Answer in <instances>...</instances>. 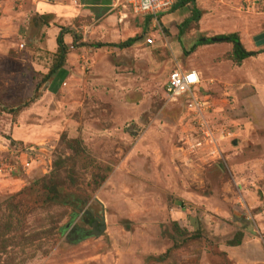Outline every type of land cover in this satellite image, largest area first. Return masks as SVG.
Instances as JSON below:
<instances>
[{
    "label": "rangeland",
    "instance_id": "374dc122",
    "mask_svg": "<svg viewBox=\"0 0 264 264\" xmlns=\"http://www.w3.org/2000/svg\"><path fill=\"white\" fill-rule=\"evenodd\" d=\"M246 1H200L183 35L192 5L140 17L138 36L156 24L157 44L119 49L97 48L105 19L90 0H51L72 7L60 20L35 8L43 0H0V264H264V0L250 13ZM52 25L78 42L58 86L45 80L59 55L48 52ZM234 31L259 54L238 63L224 42L186 52ZM195 67L202 94L170 95V74ZM194 97L237 133L219 160L192 150ZM25 151L31 173L10 178Z\"/></svg>",
    "mask_w": 264,
    "mask_h": 264
},
{
    "label": "crops",
    "instance_id": "0c3cea01",
    "mask_svg": "<svg viewBox=\"0 0 264 264\" xmlns=\"http://www.w3.org/2000/svg\"><path fill=\"white\" fill-rule=\"evenodd\" d=\"M90 1H91L90 4L86 5V8H88L86 11L90 12L93 16H98V17H102L103 19H105V22L103 23L102 30H101V34L104 35V39L100 36L99 37V43L97 45L103 44L104 45L103 47L111 46L113 48H119L120 44H123L130 39H136V42L131 46V47H133L141 39V37L144 40V44H146L147 46L152 47V46H155L157 44L158 40L156 38H154L155 39L154 45H148L146 43L147 37H150V36L154 37V36H152V32L154 30L156 31V29H157L156 24H154L150 28L151 32L150 33L147 32V34H145V36L143 38V36H138V34L140 32V28L136 27V29H135V27H133V22L136 23L137 20H138V22H137L138 26L142 25L144 23V19L143 18L140 19L141 16H137L133 20L131 19L128 22H126L125 20L128 18V12L127 11H130V10L124 9L122 6L115 7L113 5V0H90ZM200 1H203V0H197V7H198ZM35 8L38 11H40L41 14L51 15L53 17V19H55L57 17L56 15H58V17H59L58 20L64 18L68 14L70 15L73 12L72 7H70V6H66V7L61 6V5L52 6V5H50V3L48 4V3H44V2L41 3L38 8L37 7H35ZM116 9H121V11L116 12ZM112 12H116V13L112 14ZM186 16H188V15H186ZM177 19H179V18H177ZM178 28H179V26H178ZM105 29L107 31H112L110 33V36H108V37L106 36ZM212 29H214V28L212 27ZM61 30H62V28H59L56 25H52L51 28H49L50 37L48 39V52H52V53L57 52L58 53V49H57L58 45L56 42H57V38L60 35ZM202 31L205 32L204 29H202ZM235 32H238V31H234V33ZM161 35H162V33H161ZM74 36H75L74 33L65 35V42H66L67 46H69L71 48L73 47L72 45L74 43H75V45L77 44L76 46L78 47V42L74 41ZM204 38H209V37H204ZM204 38H201V39H204ZM201 39H198V41ZM159 41L164 43L163 40H159ZM257 41H260V40L258 39ZM241 42H243L242 39H241ZM260 43L261 42H257V44H256L257 49L261 48ZM225 46H228L229 49H232V51H234V47L232 44L228 43V45H225ZM131 47H129V48H131ZM119 49H121V48H119ZM184 49H186V48H184ZM245 49L247 50V48H245ZM186 50H188V49H186ZM248 50H249V52H258V50H255V49L252 51L250 49H248ZM190 51H191V49H190ZM71 55H72V53H68L66 55V61H65L64 66L59 70L57 76L54 79V82L56 81L57 86L59 84L61 75L63 73H66L68 71V68L70 67L69 63L71 62V59H69V57L71 58ZM187 70H196L197 72L202 74V72H201L202 70L200 68H197V67H195L193 69H187ZM202 80H203V78H202ZM203 87H204V85H203V81H202V83L196 89H194V91H193L194 95H201L202 91L204 89ZM216 112H217V110H216ZM10 128H11V125H10ZM17 159L12 166L11 165L8 166L7 173L12 175L9 177L10 178L13 177V179H16L18 177V175L16 173H18L22 169L24 171H26L27 173H31V168L34 165V163L32 162L33 158H32V156H30L28 151L20 153V155H19V157H17ZM0 172H1L0 176H4V175H2L3 170H0Z\"/></svg>",
    "mask_w": 264,
    "mask_h": 264
},
{
    "label": "built area",
    "instance_id": "2783aa9c",
    "mask_svg": "<svg viewBox=\"0 0 264 264\" xmlns=\"http://www.w3.org/2000/svg\"><path fill=\"white\" fill-rule=\"evenodd\" d=\"M43 2L49 4L51 0H43ZM259 3L260 0H247L246 12L253 11ZM174 4L175 0H113L115 7L122 6L124 9L130 10L135 16H151L156 20L160 15L170 12ZM146 43L154 45V37H147ZM20 47L24 48V45ZM201 83L202 76L196 70L178 68L169 76L168 93L174 98L185 94H193L194 89ZM209 103L210 100L202 101L199 97H194L193 105L200 121V136L197 138V142L192 144V150L198 155L205 156L209 161H216L223 157L224 145H234L233 143L238 141V136L235 130L221 129L217 123H214L215 120L206 112Z\"/></svg>",
    "mask_w": 264,
    "mask_h": 264
},
{
    "label": "trees",
    "instance_id": "16d2710c",
    "mask_svg": "<svg viewBox=\"0 0 264 264\" xmlns=\"http://www.w3.org/2000/svg\"><path fill=\"white\" fill-rule=\"evenodd\" d=\"M189 5H192V12L191 16L187 19H185L180 25V35H183L182 30L185 32V29L189 27L194 22H199L202 17V12L200 9L197 7V0H175V4L171 10V12H175L177 10L183 9ZM46 17L51 18V15H45ZM53 18V17H52ZM73 31L71 29H64L62 28L61 33L59 37L57 38V45H58V61L50 68L49 73L46 75L45 80L46 82L50 80L51 78L55 77L59 70L64 66L65 61H66V55L68 52V46L65 43V35L66 34H72ZM260 37V36H259ZM74 41H77V36H74ZM136 42V39H130L126 41L123 44L119 45V48L125 49L131 47L134 43ZM230 43L234 47L233 51V57L235 61L238 63H242L243 61L256 56V52H249L247 51L240 39L239 34L237 33H231V34H224V35H217L213 38H204L199 41H197L196 45L194 48L191 49V51H186L187 53L189 52H194L198 47L200 46H205V45H211L213 43ZM104 45L99 44L97 45V48H102ZM261 53V52H260ZM32 103L36 101V97H33L30 100ZM50 189V194H53L55 199L59 197V191L57 190V187L54 186L53 184L49 187Z\"/></svg>",
    "mask_w": 264,
    "mask_h": 264
},
{
    "label": "water",
    "instance_id": "95a60500",
    "mask_svg": "<svg viewBox=\"0 0 264 264\" xmlns=\"http://www.w3.org/2000/svg\"><path fill=\"white\" fill-rule=\"evenodd\" d=\"M233 144L237 145L238 141H235ZM88 214H90V213H88ZM99 222L101 224L99 230L98 231H94V234H97V235L102 234L106 230V217L104 216V213H101V218L99 219ZM96 226H97V224H94V229H96Z\"/></svg>",
    "mask_w": 264,
    "mask_h": 264
},
{
    "label": "flooded vegetation",
    "instance_id": "af4514ba",
    "mask_svg": "<svg viewBox=\"0 0 264 264\" xmlns=\"http://www.w3.org/2000/svg\"><path fill=\"white\" fill-rule=\"evenodd\" d=\"M100 217H97L95 220H93L91 223V225L97 224L96 229L93 228V231H98L99 227H100V222H99Z\"/></svg>",
    "mask_w": 264,
    "mask_h": 264
}]
</instances>
